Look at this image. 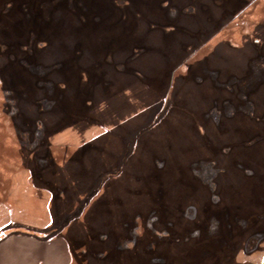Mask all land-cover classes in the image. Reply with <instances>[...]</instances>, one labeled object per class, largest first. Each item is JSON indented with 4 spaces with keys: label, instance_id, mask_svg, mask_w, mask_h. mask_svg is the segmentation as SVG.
Here are the masks:
<instances>
[{
    "label": "rangeland",
    "instance_id": "obj_1",
    "mask_svg": "<svg viewBox=\"0 0 264 264\" xmlns=\"http://www.w3.org/2000/svg\"><path fill=\"white\" fill-rule=\"evenodd\" d=\"M28 229L45 264H264V0H0V234Z\"/></svg>",
    "mask_w": 264,
    "mask_h": 264
},
{
    "label": "crops",
    "instance_id": "obj_2",
    "mask_svg": "<svg viewBox=\"0 0 264 264\" xmlns=\"http://www.w3.org/2000/svg\"><path fill=\"white\" fill-rule=\"evenodd\" d=\"M27 174L28 172L23 171L22 178H19L15 182L16 185L14 186V208H16V210L20 212V214L27 221L25 222L21 220V224L22 223L27 225L35 224L46 227L51 222L50 214L48 211L49 204L51 201L50 196L49 194L35 196V190H36L35 186L30 183ZM20 240L22 242H25L32 248L37 246L38 248L41 249V252L35 250L33 251V253L30 252L28 253V251L25 248H22V250H20V253L14 255V260L12 261L9 260L5 264H28L29 259L32 260L33 264L46 263L45 261L46 257L47 256L49 257L48 253L49 254L51 253L48 251L49 249L52 248L51 247L49 248L48 246H46V244H44V242L41 239L35 238L32 235L13 233L0 242V247L7 243L15 242L14 244H17ZM21 246H26V245L23 244ZM54 249H55V253L60 251L61 252L64 251L66 253L61 241L58 244V246ZM1 256H0V262L3 263ZM49 263L55 264V261L50 260Z\"/></svg>",
    "mask_w": 264,
    "mask_h": 264
},
{
    "label": "trees",
    "instance_id": "obj_3",
    "mask_svg": "<svg viewBox=\"0 0 264 264\" xmlns=\"http://www.w3.org/2000/svg\"><path fill=\"white\" fill-rule=\"evenodd\" d=\"M50 227L51 226H48L47 227V229L44 231V233H42V238L43 237H51L52 235H54V231H51L50 230ZM16 230H14L13 232L14 233H17V232H15ZM12 231L10 232H8V231H4V232H2L1 234H0V242L2 241V240H4L5 238H7L8 236H10L11 235V233H13ZM28 232H30L28 235H32L31 233H32V230H30V229H28L27 231H26V233H28ZM61 241V240H60ZM63 245V244H62Z\"/></svg>",
    "mask_w": 264,
    "mask_h": 264
}]
</instances>
